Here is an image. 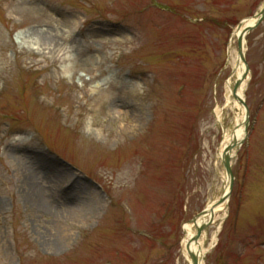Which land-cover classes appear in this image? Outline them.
<instances>
[{
  "label": "rangeland",
  "instance_id": "rangeland-1",
  "mask_svg": "<svg viewBox=\"0 0 264 264\" xmlns=\"http://www.w3.org/2000/svg\"><path fill=\"white\" fill-rule=\"evenodd\" d=\"M263 6L0 0V264H191L186 227L229 190L220 150L240 127L203 259L264 264V22L246 38L248 128L216 115L237 23ZM59 31L69 70L39 53Z\"/></svg>",
  "mask_w": 264,
  "mask_h": 264
},
{
  "label": "bare ground",
  "instance_id": "bare-ground-1",
  "mask_svg": "<svg viewBox=\"0 0 264 264\" xmlns=\"http://www.w3.org/2000/svg\"><path fill=\"white\" fill-rule=\"evenodd\" d=\"M253 20L252 19H248L247 22H245V24H243V26L238 30L237 32V36H241L242 32L244 31V29L249 26L250 24H252ZM60 33L61 35H64L63 32H56L55 35H52V33H50V37L53 38L54 36V43H55V47L53 48H43L40 49V55L45 58V57H50L54 59V62L57 61V59L59 58L62 62H67V67L68 70L72 69L74 67V65L71 63L72 61V47L69 46V42L71 41L72 37L70 34L66 35V37L63 40L60 39H55L59 36ZM33 42V41H30ZM38 44V43H37ZM229 62H231L230 64L234 65L235 70L233 73V77L229 79L228 81V90H227V95H226V101L224 102V104L222 106L217 105V110H216V115L218 117V119H220L221 117V113L224 110H227L229 108H231L232 110H237L239 108H241L238 99L234 96V83L235 81L239 78L242 77L245 71V64L242 61V58L240 57V55L238 54L237 50H234L232 46H230L229 48ZM83 75H81L82 77ZM246 83L247 81H245L242 85L241 88V94L243 95V91L246 87ZM241 111H244V109L241 108ZM242 128L240 127L237 130V135L238 138L242 139ZM230 137L225 139V141L223 142V145L221 147L220 150V155L223 158L224 154L226 153V150L229 147V142H230ZM236 153V150L233 151L232 156H234ZM230 163H231V159H229ZM225 206V204H222L218 209V210H222L223 207ZM208 217H203V218H199L197 219L198 221V225H200L203 221H205ZM186 231H187V240L184 241V249H183V256L185 257L186 260H188L190 263L193 260H198L199 264H203V262H201L205 250L202 249V243L203 241L201 240L200 243L198 245H196L194 247V239H195V235L196 232L195 230L192 229L191 226H187L186 227ZM193 244V245H192ZM189 245H192V254L189 253ZM177 264H181V261L178 260Z\"/></svg>",
  "mask_w": 264,
  "mask_h": 264
},
{
  "label": "water",
  "instance_id": "water-1",
  "mask_svg": "<svg viewBox=\"0 0 264 264\" xmlns=\"http://www.w3.org/2000/svg\"><path fill=\"white\" fill-rule=\"evenodd\" d=\"M263 19H264V10H263L260 14L257 15V21L255 22V24H254L252 27H249L248 29H246L244 36H242V37L240 38V41H239V43H240V54H241V56H242V58H243L244 61H245V57H244V55H243V43H244V37H245V35H246L247 33H249L252 29L256 28V27L262 22ZM242 81H243V80L240 79V80L238 81V83L236 84V87H235V94H236V96L238 97L240 103H241L242 105L246 106L245 101L239 96V88H240V85L242 84ZM246 108H247V106H246ZM235 142H236V140L233 139L232 142H231V145H230L229 149L227 150V152H226V154H225V157H224L225 167H226L227 171H228L229 174H230V177H231V185H232V186H233V182H234V175H233V173H232L231 165H230V163H229V157H230V154H231V152H232V150H233V147L235 146ZM227 199H228V197H223L218 203L214 204V205L209 209L208 212H209L210 214H212L213 211L216 209V207H217L218 205H220L221 203H223L224 201H226ZM204 213H205V212H203L202 214H200V216H202ZM192 222L196 223V219H193ZM205 227H206V225H203V226H201V227H198V234H197V238H196V240H198V238L200 237V235H201V233H202V231L204 230ZM194 264H197V263L194 262Z\"/></svg>",
  "mask_w": 264,
  "mask_h": 264
}]
</instances>
